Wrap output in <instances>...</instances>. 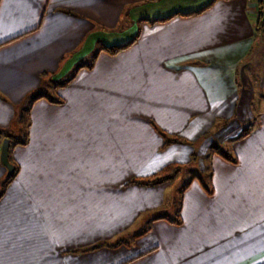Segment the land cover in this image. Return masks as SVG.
<instances>
[{"label":"crops","instance_id":"crops-1","mask_svg":"<svg viewBox=\"0 0 264 264\" xmlns=\"http://www.w3.org/2000/svg\"><path fill=\"white\" fill-rule=\"evenodd\" d=\"M258 1L0 0V151L29 126L0 199V264H264V94L255 107L237 82L262 36ZM158 130L194 146L164 148ZM170 163L211 173V196L184 179L180 226L152 221L175 216L177 176L128 185Z\"/></svg>","mask_w":264,"mask_h":264},{"label":"trees","instance_id":"trees-1","mask_svg":"<svg viewBox=\"0 0 264 264\" xmlns=\"http://www.w3.org/2000/svg\"><path fill=\"white\" fill-rule=\"evenodd\" d=\"M262 2H264V0H259L258 4H259V14H258V20H257V24H256V28H255V33L257 35L260 34L261 29L264 28L262 27L261 24V15H260V11H261V5ZM211 6V5H210ZM208 6V7H210ZM208 7L204 8L203 10H200L198 12H194V13H189V14H173L170 15L164 19H158V20H145V22H148L150 24H155V23H161V22H166L170 19H172L173 17L180 15V16H192V15H199L201 14L203 11H205ZM139 39V31L137 32V34L130 39L129 41H127L126 43L122 44V45H118V46H101L98 50H96L94 53H92L89 58L80 63L79 65H77V67L74 70V73L71 77V79L68 80V82H65L64 84H62L61 86H65L67 83H69L72 78L76 75V73L81 70V69H86L91 71L96 63V60L99 56L100 53L104 52L112 57L117 56L118 54H120L121 52L129 49L133 44L136 43V41ZM50 103L53 104H57L60 105L63 103V100L60 98H56L53 100H49ZM23 122V118L21 117V123ZM28 131H29V126L25 127V130L22 131V136L20 138H14L11 136H6V138H8L10 140V148H9V156H8V160L9 162L13 165L14 167V171L13 173L9 176V177H4L3 180L0 181V199L4 196L5 191L7 189V187L11 184V182L16 178L17 174L19 173V168L17 166V164L12 160L11 158V151L15 146H26L28 144ZM251 131V126H248L245 130L242 131L241 135L239 136V139L246 137L247 135H249ZM158 133L160 134V136L163 138L164 140V145L163 147H169L173 144H189V145H193L192 143L188 142L187 140L178 137V136H172V135H167L164 132L158 130ZM211 152L213 155H217L220 158H222L223 160H225L226 162H229L233 165H237L238 160L236 158V156L234 155V153L232 152L231 147H221V146H217V145H213L211 147ZM198 161V157L195 153L192 154L191 156V165H196ZM185 168L183 165L181 164H177V163H170L166 166H164L161 170H159L157 173L148 176L146 178H140V179H135L132 180L131 182L128 183V185H137V186H143V187H154L157 185H160L162 183H166V182H172L175 178V176L180 172L183 171ZM196 179L200 185L202 186V188L205 190V192L211 196L213 194L212 191V187H211V173L209 171V174H197L194 175L192 177L191 180ZM190 185V182L184 184L179 192L177 201H176V211H175V216L173 218H169L167 216H161L158 218H154L152 221H156V220H165L168 223L175 225V226H180L182 224V220L180 217V213H181V206H182V201H183V194L186 191V189H188ZM149 231V228H145L143 229L139 234L134 235L131 239V241L143 236L144 234H146ZM121 243H125L119 241L118 243H115L113 245L110 244H100L98 246H96L95 248H91L90 250H94L98 247L101 246H111V247H118L119 245H121Z\"/></svg>","mask_w":264,"mask_h":264},{"label":"rangeland","instance_id":"rangeland-1","mask_svg":"<svg viewBox=\"0 0 264 264\" xmlns=\"http://www.w3.org/2000/svg\"><path fill=\"white\" fill-rule=\"evenodd\" d=\"M262 6V5H261ZM261 15V11H260ZM264 17L261 15V18ZM262 27H264V19L261 20ZM262 34L260 41L257 43L256 50L249 57V65L246 69H241L242 66L237 70V82L241 88H248L254 95L253 104L258 107V103L261 102V95L264 94V28L261 29ZM243 64H246L244 61ZM241 72L244 73L245 78L247 77L249 82L241 81ZM52 92V90H51ZM26 115V114H25ZM23 121L25 116H22ZM23 123V122H22ZM21 123V136L22 131L25 130L27 124ZM248 124H241V127L245 128ZM242 128V129H243ZM218 145V144H216ZM220 145V144H219ZM177 176V177H176ZM174 181V190H176V195L179 192L180 186L184 183V179L194 176V172L191 169H184L176 175ZM176 210V207H175Z\"/></svg>","mask_w":264,"mask_h":264},{"label":"water","instance_id":"water-1","mask_svg":"<svg viewBox=\"0 0 264 264\" xmlns=\"http://www.w3.org/2000/svg\"><path fill=\"white\" fill-rule=\"evenodd\" d=\"M9 148H10V140L8 138H5L1 146L0 162H1V165L6 170V177H9L14 171L13 165L8 160Z\"/></svg>","mask_w":264,"mask_h":264},{"label":"built area","instance_id":"built-area-1","mask_svg":"<svg viewBox=\"0 0 264 264\" xmlns=\"http://www.w3.org/2000/svg\"><path fill=\"white\" fill-rule=\"evenodd\" d=\"M261 15L264 16V2H262L261 6ZM262 19H264V17H262Z\"/></svg>","mask_w":264,"mask_h":264}]
</instances>
